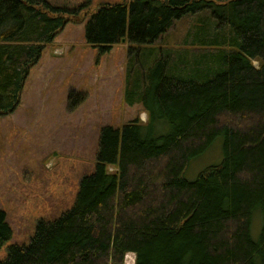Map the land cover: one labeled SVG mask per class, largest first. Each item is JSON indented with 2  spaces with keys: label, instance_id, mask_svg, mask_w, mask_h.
Listing matches in <instances>:
<instances>
[{
  "label": "trees",
  "instance_id": "trees-1",
  "mask_svg": "<svg viewBox=\"0 0 264 264\" xmlns=\"http://www.w3.org/2000/svg\"><path fill=\"white\" fill-rule=\"evenodd\" d=\"M90 4L0 0V116L68 16ZM88 17V45L131 44L125 100L147 121L102 127L72 206L39 220L0 264H124L127 252L134 264H264V0L106 2ZM185 17L181 42L157 44ZM216 143L219 162L188 180ZM11 235L0 210V248Z\"/></svg>",
  "mask_w": 264,
  "mask_h": 264
},
{
  "label": "rangeland",
  "instance_id": "rangeland-1",
  "mask_svg": "<svg viewBox=\"0 0 264 264\" xmlns=\"http://www.w3.org/2000/svg\"><path fill=\"white\" fill-rule=\"evenodd\" d=\"M47 1L67 7L83 2ZM129 1L91 0L88 8L68 16L29 68L16 108L0 116V210L12 230L0 248V260L9 245L29 243L39 220H53L72 206L81 177L94 169L102 127L147 121L139 102L129 105L125 100L131 44L119 41L101 53L84 35L88 16L100 4ZM191 22L187 17L176 21L157 44L176 46ZM165 54L173 60L172 53ZM217 144L188 167V180L219 162ZM258 227L255 220L254 230ZM133 263L134 254H126L124 264Z\"/></svg>",
  "mask_w": 264,
  "mask_h": 264
},
{
  "label": "bare ground",
  "instance_id": "bare-ground-1",
  "mask_svg": "<svg viewBox=\"0 0 264 264\" xmlns=\"http://www.w3.org/2000/svg\"><path fill=\"white\" fill-rule=\"evenodd\" d=\"M127 38V37H126ZM140 52V51H139ZM139 52L137 54H139ZM138 59V58H137ZM13 112V111H12ZM11 113V112H10ZM147 113V112H146ZM128 253H132V252H127L126 254ZM133 254V253H132ZM134 261H135V255H134ZM134 264V263H133Z\"/></svg>",
  "mask_w": 264,
  "mask_h": 264
},
{
  "label": "crops",
  "instance_id": "crops-1",
  "mask_svg": "<svg viewBox=\"0 0 264 264\" xmlns=\"http://www.w3.org/2000/svg\"><path fill=\"white\" fill-rule=\"evenodd\" d=\"M122 39H124V41H127L125 38H122ZM122 39H121V41H122Z\"/></svg>",
  "mask_w": 264,
  "mask_h": 264
},
{
  "label": "water",
  "instance_id": "water-1",
  "mask_svg": "<svg viewBox=\"0 0 264 264\" xmlns=\"http://www.w3.org/2000/svg\"><path fill=\"white\" fill-rule=\"evenodd\" d=\"M122 41H124V39H122Z\"/></svg>",
  "mask_w": 264,
  "mask_h": 264
}]
</instances>
